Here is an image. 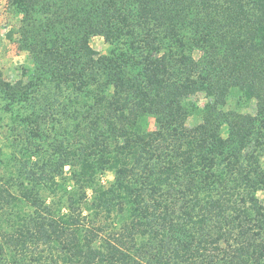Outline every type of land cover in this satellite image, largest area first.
I'll return each mask as SVG.
<instances>
[{"label":"trees","instance_id":"16d2710c","mask_svg":"<svg viewBox=\"0 0 264 264\" xmlns=\"http://www.w3.org/2000/svg\"><path fill=\"white\" fill-rule=\"evenodd\" d=\"M8 4L0 264H264V0Z\"/></svg>","mask_w":264,"mask_h":264},{"label":"rangeland","instance_id":"374dc122","mask_svg":"<svg viewBox=\"0 0 264 264\" xmlns=\"http://www.w3.org/2000/svg\"><path fill=\"white\" fill-rule=\"evenodd\" d=\"M8 1L0 0V70L5 79L16 81L22 78L24 68L31 67V63L28 54L20 51L15 43L21 17L9 6ZM90 45L100 54H105L108 48L107 43L102 37L92 38ZM196 99L199 103L203 102L202 95H197ZM254 110L255 105L252 102L247 109L243 110V113H253ZM197 122L198 117L194 116L188 119L187 124L193 126ZM262 166L264 168V157L262 159ZM65 171L67 172L68 169L65 168ZM101 179L103 183L110 182L112 174L106 173ZM257 197L261 203H264V192H258Z\"/></svg>","mask_w":264,"mask_h":264}]
</instances>
